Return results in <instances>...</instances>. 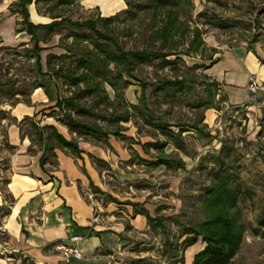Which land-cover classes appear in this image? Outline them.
Returning <instances> with one entry per match:
<instances>
[{
  "label": "rangeland",
  "instance_id": "1",
  "mask_svg": "<svg viewBox=\"0 0 264 264\" xmlns=\"http://www.w3.org/2000/svg\"><path fill=\"white\" fill-rule=\"evenodd\" d=\"M147 1L133 0L132 4L138 6L133 8L135 17L121 11L117 18L104 21L102 18L117 13L101 16L96 10L82 9L78 3L70 8L61 7V16L79 22L95 20L101 32L112 36L116 44L127 51L150 47L160 50L164 41L155 40L154 28L156 24H162L166 13L155 15L152 10L139 7L145 6ZM127 10H131L129 6ZM177 15L176 27L179 29L165 44L167 49L162 50H171L180 57L171 55L169 58L174 60L171 64H165L162 59L135 64L133 72L138 79L121 74L122 67L114 62L106 66L102 50L115 51L114 41H105L89 27H77L69 22L54 30L63 54L49 69L59 82L62 98L75 96L87 87L88 83L73 86L66 79L67 75L85 71V68L77 67L81 60L96 57V66L103 72V76L93 78V85L100 84L97 91L76 99L79 106L96 115L67 109L60 113L61 119L64 114H71L74 119L106 132L121 129L122 137L116 140L123 148L124 158L109 146L113 154L110 153L109 161L102 164L103 187L108 193H116V198L120 197L124 202L146 208L157 222L162 220L166 225L165 228L162 225L157 229L131 230L130 235L124 236L122 253L116 254L113 260L105 255L91 256L81 249L83 258H72L68 264H192L196 252L204 246L201 237L188 250L178 249L176 263L170 254L163 253L169 241L181 244L186 226H198L207 219L204 191L212 183V170L217 169L212 156H217L224 146L232 148L233 159H237L242 184L239 204L247 225L241 248L232 264H264V237L256 234L259 220L264 217V93L251 95L250 101L240 107L232 105L226 101L219 84L214 85L208 70L211 58H217V52L240 45L253 49L264 62V0H179ZM196 28L202 30L203 40L198 51L195 50ZM48 36H52V32L45 30L41 39L46 41ZM25 40L29 42L28 47L22 42L16 47L0 49V105L5 107L19 100L30 101L28 96L33 94L38 83V66L29 51L33 43L29 36ZM254 75L260 78L258 74ZM127 79L131 83H126ZM175 79L184 80L182 89L167 87L161 92L156 91L162 81ZM130 104L150 108L156 121L190 125L199 122L203 132L189 130L183 133L185 149H179L174 141L165 148L166 155L184 163L183 168L170 169L164 165L154 168L142 161L141 157L153 160L158 155L153 147L149 151L144 149L142 143L165 141V136L144 122L141 116L133 115L131 107L129 120L118 119L126 116ZM172 130L179 128L173 126ZM81 135L84 134L78 133ZM110 136L113 140L116 137ZM99 141L94 143L100 144ZM112 193L101 197L104 203L113 199ZM5 260L0 264L13 262Z\"/></svg>",
  "mask_w": 264,
  "mask_h": 264
},
{
  "label": "crops",
  "instance_id": "2",
  "mask_svg": "<svg viewBox=\"0 0 264 264\" xmlns=\"http://www.w3.org/2000/svg\"><path fill=\"white\" fill-rule=\"evenodd\" d=\"M18 2L0 0V49L16 47L26 42L27 36L31 40L26 30L18 31V21L22 20ZM55 3L56 0L28 4L30 20L35 24L52 22L53 17L62 14V6L51 9ZM76 3L101 16H112L128 8L126 0H75L64 7ZM45 30H39L40 39ZM48 37L39 43L40 65L32 57L38 66V83L28 96L30 101L0 105L4 111L0 118V261L63 264L53 246L57 242L72 244L74 235L81 236L80 249L91 256L105 255L113 260L122 253L125 235L133 229L150 227L144 214L146 208L124 202L114 192H109L115 197L106 203L101 198L109 195L103 187L102 170V164L113 154L109 146L123 157L117 137L113 140L111 136H78L61 120L59 112L52 113L59 110L56 103L62 96L59 82L49 68L57 59L54 56L63 52L56 32ZM215 56L208 70L226 101L237 106L249 102L250 76L258 74L264 78V63L258 54L240 45L223 49ZM58 134L76 142L80 152L64 145ZM97 140L100 144L94 143Z\"/></svg>",
  "mask_w": 264,
  "mask_h": 264
},
{
  "label": "trees",
  "instance_id": "3",
  "mask_svg": "<svg viewBox=\"0 0 264 264\" xmlns=\"http://www.w3.org/2000/svg\"><path fill=\"white\" fill-rule=\"evenodd\" d=\"M41 1L45 3H51L53 0H19V2L16 4L20 7L22 13V20L18 21V24L22 25V27L19 28L18 31L26 30L27 33L31 35V40L34 42V44L32 49L29 50L30 55L32 57H36L37 63L39 65L40 51L42 50V47L39 44L41 41L39 36L40 29H47L48 31L53 32L55 28L63 25L66 22H69L73 26L89 27L99 38L104 39L105 41H114L112 36L101 32L97 26V22L93 19L87 20L85 22H79L73 21L69 17L60 15L58 17H53L54 20L50 23H33L30 20V14L27 6L33 2L39 5ZM74 1L75 0H56V3L51 5V9H56L60 6L64 7L65 5H71L74 3ZM126 2L131 10H127V8L123 10V12L135 17L136 13L133 12V8L138 6H134L132 4L133 0H126ZM139 7L150 9L155 13V15L161 12L166 13V19L162 20V24H156L154 30L155 40H163L164 42L162 49H167L165 44H167L171 38H174L175 32L179 29L176 27V24L179 20V15H177L179 10V0H148L145 6ZM121 13L122 12H119L115 16L102 19L104 21H111L112 19L120 16ZM194 37L195 40H198L195 47V50L198 51L203 44L202 30L200 28L195 29ZM114 44L116 45L115 51L110 49L102 50L103 55L105 56L104 59H106V66L109 67L110 62H114L116 65H118V67H122L121 74H128L129 78L135 77L138 79L133 72L135 64L139 65L150 63L157 59H162L165 64H171L174 61L173 59L169 58L171 55L175 54L177 57H180L178 53L173 51L171 52V50L164 51L162 49L157 50L156 48L150 47L127 51L122 46L116 44L115 41ZM54 57L57 59L61 58V56ZM95 59L96 57L81 60L77 67H83L85 68V71L80 74L73 73L66 76V79L73 86H78L82 82L88 83V85L75 96L58 99L56 106L59 108V110L52 113H64L67 111V109H77L79 113L87 114L89 116L96 115L91 110L79 106L76 103L77 98L84 97L88 94H94L100 86L98 82H96L94 85L92 84L94 83L93 78L95 76H101L103 74V72L100 70L101 68L99 69L96 66ZM211 59L212 63L210 66L215 62L213 58ZM107 71L111 72L110 70ZM128 79L125 80L126 83H131ZM214 83V85L218 84L215 80ZM184 85V80H164L156 88V91L161 92L167 87H171L172 89H182ZM127 107L129 108H127L126 116H119L118 119H124L125 121L129 120V109L131 107L134 110L133 115L141 116L144 122L159 130L160 133L165 136V141L156 140L154 142L142 143L144 149L147 151H149L151 147L158 151V155L153 160H148L141 157L142 161L154 168L163 165L170 169L183 168L185 166L184 163L182 161L178 162L170 155H166L165 148L171 141H174L179 149H185L183 133L189 130L198 131L200 133L203 132L202 128H199V122L194 123L193 125L181 123L170 124L169 122H161V120L156 121V117L151 113L150 108L147 106V108H143L141 104H130ZM3 112V110H0V118L2 115H4ZM61 120L72 130L85 135H91L96 138H108L110 134H113L116 137H122L121 129H117L111 133L106 132L99 127L97 128L93 124L74 119L71 114H64ZM173 126L178 127L179 130H172ZM58 137L64 145L72 148L76 152H80V148L76 142L68 141L61 134H58ZM233 153L234 152H232V148L224 146L219 151L217 156H212L214 157V162L217 165V169L212 170V183L204 191L207 219L198 226H186L181 235V237H183L182 242H180L181 244H178L179 242L171 241L168 242L169 244L166 243L168 247H166V250H164L163 254H170L169 257L175 260L174 263L177 262L176 259H179V255L177 254L178 249L181 247L184 251H186L190 246L196 244L200 237L202 238L204 246L195 254L192 264H232L233 259L238 254L244 239L247 225L241 216L242 209L239 201L242 196V184L239 179L240 176L238 174L237 159H233ZM5 182L6 180H4V183ZM132 204L137 205V203ZM144 214L148 219V224L150 227L154 229H157L158 226L162 225V227H166L162 220H160L161 222H157L155 218H153L148 212L145 211ZM256 234L264 237V217L260 218L259 220V226L256 228ZM181 261L183 262L184 259L181 258Z\"/></svg>",
  "mask_w": 264,
  "mask_h": 264
},
{
  "label": "built area",
  "instance_id": "4",
  "mask_svg": "<svg viewBox=\"0 0 264 264\" xmlns=\"http://www.w3.org/2000/svg\"><path fill=\"white\" fill-rule=\"evenodd\" d=\"M247 88L252 96L264 93V80H260L256 75L252 74L248 80ZM81 236L74 235L72 244L66 242H57L54 244V249L59 252L63 258V264H68L72 258L81 259L84 254L80 249Z\"/></svg>",
  "mask_w": 264,
  "mask_h": 264
}]
</instances>
